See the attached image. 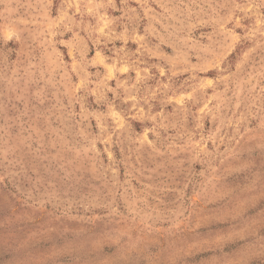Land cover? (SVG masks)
Returning <instances> with one entry per match:
<instances>
[{"label": "rangeland", "instance_id": "374dc122", "mask_svg": "<svg viewBox=\"0 0 264 264\" xmlns=\"http://www.w3.org/2000/svg\"><path fill=\"white\" fill-rule=\"evenodd\" d=\"M0 264H264V0H0Z\"/></svg>", "mask_w": 264, "mask_h": 264}]
</instances>
